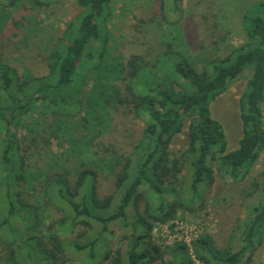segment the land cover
<instances>
[{
	"label": "trees",
	"instance_id": "trees-1",
	"mask_svg": "<svg viewBox=\"0 0 264 264\" xmlns=\"http://www.w3.org/2000/svg\"><path fill=\"white\" fill-rule=\"evenodd\" d=\"M53 1L46 0V5ZM3 2L13 8L18 1L0 0V30L9 19ZM111 2L77 1L84 11L53 40L45 74L19 73L0 57V231L9 219H13L15 228L17 221L23 236L19 243L28 245L29 251H17L14 241L8 243L11 249L4 264H31L36 258L43 264H69L67 254L73 252L83 253L88 264H252L254 253L264 243V171L241 191L242 200L247 202L246 217L240 235L231 238L238 241L235 250L217 247L207 234L198 236L191 250L183 244L161 247L153 242L152 230L155 224L177 218L182 206L166 199L167 195L177 194L176 185L196 195L200 187L208 189L213 184L215 170L241 182L249 178L259 159L264 148V0L256 2L251 14L243 17L245 44L223 58L208 60L202 70L184 53L172 51L169 44L163 64L161 59L147 62L138 55L123 66L109 61L102 24ZM174 2L180 5L182 0ZM247 69L251 74L238 100L241 138L235 150L227 151L223 127L212 118L210 105ZM90 81L93 87L84 94ZM111 107L114 111L125 109L144 124L141 138L130 154L118 155L111 146L99 144L104 158L99 157V151H92L96 133H79V138L68 137L67 157H83L73 171L54 163L42 172L29 169L25 155L38 148L39 142L30 133L27 139L18 137L26 117L32 123L34 113L49 117L48 128L54 129L50 138L56 139L68 130L66 118H74L82 108L92 112L96 129L107 121ZM185 129L186 147L174 155L171 144ZM186 171L187 188L183 175ZM99 172H105V178L110 179L107 186L111 191L104 196L99 194ZM30 183L32 189L41 191L45 205L50 204V199L65 202L64 207L56 208L65 210L58 223L61 233L68 230L64 227L68 219L72 222L70 234L78 226L83 229L77 233L81 238L96 224L101 226L98 237L67 246L54 234L47 243L43 242L44 237L37 231L40 209L29 203L23 193L24 185ZM114 199L117 204L112 207ZM252 200L255 203L249 202ZM140 202L145 203L144 213L139 211ZM130 207L134 212L132 233L125 239L130 240L125 260L119 250L114 254L99 253L96 245L100 235L109 224L126 221ZM166 255L171 256L169 262H164Z\"/></svg>",
	"mask_w": 264,
	"mask_h": 264
},
{
	"label": "rangeland",
	"instance_id": "rangeland-1",
	"mask_svg": "<svg viewBox=\"0 0 264 264\" xmlns=\"http://www.w3.org/2000/svg\"><path fill=\"white\" fill-rule=\"evenodd\" d=\"M13 8H8V2H3L4 11L9 16L6 24L0 30V57L3 62L17 69L19 73L28 71L33 75L46 73L45 61L48 50L53 40L61 36L66 24L75 19L84 11L78 0H54L46 5V0H17ZM261 0H182L176 5L174 0H112L109 5V14L103 22L105 30V42L108 47V60L117 61L123 66L127 60L138 55L147 62L161 59L168 51L167 45L174 52L184 53L194 62L198 70H202L208 60L223 58L233 50L239 48L246 42L244 31V16L251 14L254 4ZM165 59V58H164ZM164 59L160 64L164 63ZM251 70H244L240 78L235 81L229 89L216 98L210 105V113L213 119L223 127L227 144V151H233L238 147L241 138V122L239 118L238 100L243 93L246 83L250 77ZM118 85L120 81L116 82ZM93 83L90 81L85 86V93L91 91ZM106 95L110 92L104 90ZM96 93H99L97 87ZM81 101L84 98L81 95ZM85 106V104H84ZM84 108V107H83ZM81 109L74 118H66V132L58 138H50L54 129L48 128L49 120L34 113L32 123L30 118H25L21 124L18 137L22 140L29 138L27 135L36 137L38 144L36 149L29 150L25 155V163L29 169L42 172L49 164H62L73 171L82 156L75 154L70 158L68 137L70 135L79 138L80 134L96 133L95 147L92 151H99V157L103 156V150L99 144L111 146L112 151L120 154H130L136 142L141 138L143 122L129 114L125 109L115 110L111 107L107 121L101 126H93L92 112ZM264 123V104L262 106ZM82 118L86 119V123ZM37 121V125L36 122ZM86 124V127L83 126ZM89 128V129H88ZM71 137V136H70ZM47 139V140H46ZM46 140V141H44ZM186 129L175 137L171 144L174 155L185 149ZM104 158V156L102 157ZM69 159V160H67ZM102 165V162L100 163ZM264 171V148L259 159L252 169L248 179L241 182L232 181L231 178L214 172V182L207 189L200 187L196 195L190 194L188 189L180 185L174 188L176 195H167L169 201L175 200L179 205L177 220L195 228V232L188 233L182 238L193 241L195 236L202 234L210 235L215 245L221 249L231 247L233 250L238 246L237 238L241 232V224L246 217L245 207L247 202L242 200L241 191L248 189L252 180ZM185 176L184 187H188V172ZM106 173L99 172V194L104 196L111 191L107 186L109 178ZM31 185V186H30ZM24 185V196L26 200L40 209L38 235L43 236V242L47 243L50 236L57 234L68 246L70 242L76 241L83 244L98 237L101 226L93 224V230L85 233V236L77 238L81 229L74 227V233L70 234L72 222L65 223L68 230L65 234L59 230V220L65 215L64 211L57 210L66 204L62 200L50 199V204L45 205L41 191L32 189V185ZM117 200V196H115ZM113 201L112 207L116 206ZM255 203V200L249 201ZM57 208V209H56ZM145 203L140 202L139 211L144 213ZM133 208L127 209V220H120L108 225L106 232L99 237L96 245L97 251L115 253L120 251L123 260L126 258L128 238L133 221ZM1 219V216H0ZM13 220V219H12ZM12 220L7 221L6 228L0 231V264L5 263L8 255V243L14 241L15 250L29 252L26 245H21L22 227L16 221L15 228ZM153 231L154 243L161 242V247H173L179 243L168 239L167 234L173 230L165 229L155 224ZM187 236V237H186ZM181 239V238H179ZM63 242V243H64ZM176 243V244H175ZM21 245V246H20ZM187 246V245H185ZM189 248V247H188ZM17 250V251H18ZM191 250V249H189ZM71 261L69 264H88L84 262L83 253L67 254ZM170 255L164 256V262H169ZM31 264H43L36 258ZM109 264V263H105ZM153 264H162L155 262ZM252 264H264V243L254 253Z\"/></svg>",
	"mask_w": 264,
	"mask_h": 264
},
{
	"label": "built area",
	"instance_id": "built-area-1",
	"mask_svg": "<svg viewBox=\"0 0 264 264\" xmlns=\"http://www.w3.org/2000/svg\"><path fill=\"white\" fill-rule=\"evenodd\" d=\"M157 225H160L161 227H163L165 229L166 234L169 233L168 229H171V230L174 229L171 233L167 234V235H169L168 239L172 240V242L187 245L186 247L187 248L189 247V249H191L193 241L196 240L198 237V236H195L193 241H191V240H186V242L183 241L182 238L185 237V235H187L188 233H192V232L196 233L195 232L196 230H195V228H193V227H191V226H189V225H187V224H185L182 221L177 220V219L172 220L166 224H157ZM154 229L155 228H153V230H152V240L153 241H154V238H153ZM179 238H181V239H179ZM156 244L158 246H163L161 242H157Z\"/></svg>",
	"mask_w": 264,
	"mask_h": 264
}]
</instances>
